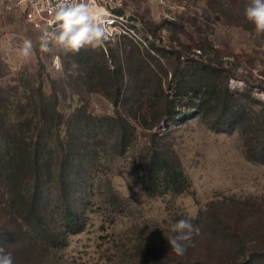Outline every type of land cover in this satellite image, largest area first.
I'll return each mask as SVG.
<instances>
[{
  "label": "rangeland",
  "instance_id": "374dc122",
  "mask_svg": "<svg viewBox=\"0 0 264 264\" xmlns=\"http://www.w3.org/2000/svg\"><path fill=\"white\" fill-rule=\"evenodd\" d=\"M248 3L96 0L108 39L75 54L42 53L44 32L0 7V216L11 215L0 247L14 264H213L240 248L245 264V249L264 253V34ZM101 56L123 74L116 99L104 95L117 75L97 83ZM208 83L232 94L226 104L209 100ZM180 219L201 235L178 257L167 237Z\"/></svg>",
  "mask_w": 264,
  "mask_h": 264
},
{
  "label": "clouds",
  "instance_id": "9594fccd",
  "mask_svg": "<svg viewBox=\"0 0 264 264\" xmlns=\"http://www.w3.org/2000/svg\"><path fill=\"white\" fill-rule=\"evenodd\" d=\"M95 6L96 0H57L55 26L39 37V50L51 53L55 47L75 54L86 47L102 48L108 39L109 30L106 21L96 15ZM244 16L257 34H264V0H250L244 9ZM19 52L25 58L33 55L32 39H23ZM56 68L63 70L58 57ZM78 69L79 64L73 61L68 74H78ZM169 232L167 243L171 251L181 257L192 246L194 237L201 235V228L193 224L191 219H180L171 224ZM0 264H14L12 254L5 252L3 247H0Z\"/></svg>",
  "mask_w": 264,
  "mask_h": 264
},
{
  "label": "trees",
  "instance_id": "16d2710c",
  "mask_svg": "<svg viewBox=\"0 0 264 264\" xmlns=\"http://www.w3.org/2000/svg\"><path fill=\"white\" fill-rule=\"evenodd\" d=\"M98 63H99L98 65L100 66V68H99L100 70L98 71V76H97L98 77V80H97V83H101V84L103 83L104 84L106 82V79L107 78H110V80H112L113 79L112 77H114L113 75H117L118 76V77H115V79H117V81L116 80H113V82L116 81L114 83V86H115V88H114V95L113 94H109V93H105L104 96L106 98H113V99L118 98L119 92H120V87L117 86V83H118V81H121L122 80V77H123L122 72L120 70H116L114 73L108 72L107 71V66H106V60L104 59L103 56H101L98 59ZM177 74L178 73H175L174 74V77ZM189 91L191 92V88H190ZM205 93H206L207 97L209 98V100L212 99L214 101V103L220 101L219 100V98H220L226 104V102L228 101V97L232 96V94L228 93V91L226 89H223V90L220 91V90L217 89L216 84H210V83L207 84ZM165 105H168V104H165ZM204 105L207 108H211V107H209L210 106L209 104L204 103ZM228 108H229V110H232V109H230V107H228ZM166 112L167 111H165V113ZM262 126L263 127H262L261 130H262L263 136H264V123H263ZM260 152H262V154H263L264 148L261 149ZM172 177L175 180V176H172ZM32 205L33 204L30 205V210L33 209V206ZM68 212H69V210H68ZM9 216L11 217L10 213H8V214H6L4 216H0V221L2 220L1 222H2L3 226H6V225H8L11 222V219L9 218ZM237 232H238L237 229L236 230L233 229L231 231V234L230 235L234 234L233 237L235 236V237L239 238L238 241L239 240L242 241V244H243L244 240L236 234ZM243 251H244V248L234 249V250L231 251V253L228 252V255L225 257V259H223L221 261L220 260H217L215 258H212V263L213 264H231L232 262H234V264H236L238 262V256H239L238 253L243 252ZM245 257H246V263L245 264H255V263L259 262V261H264V253H260L259 252L257 254L254 251V249H250V248L245 249ZM209 261H211V259H209Z\"/></svg>",
  "mask_w": 264,
  "mask_h": 264
},
{
  "label": "built area",
  "instance_id": "2783aa9c",
  "mask_svg": "<svg viewBox=\"0 0 264 264\" xmlns=\"http://www.w3.org/2000/svg\"><path fill=\"white\" fill-rule=\"evenodd\" d=\"M56 3L57 0H0V7L5 12L19 10L32 30L45 32L55 26Z\"/></svg>",
  "mask_w": 264,
  "mask_h": 264
},
{
  "label": "bare ground",
  "instance_id": "6f19581e",
  "mask_svg": "<svg viewBox=\"0 0 264 264\" xmlns=\"http://www.w3.org/2000/svg\"><path fill=\"white\" fill-rule=\"evenodd\" d=\"M102 15V14H101ZM112 24H114V20H110L109 22H108V25H112Z\"/></svg>",
  "mask_w": 264,
  "mask_h": 264
}]
</instances>
